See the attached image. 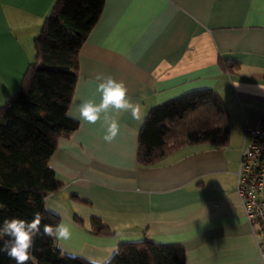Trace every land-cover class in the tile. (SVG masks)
Listing matches in <instances>:
<instances>
[{"label":"crops","instance_id":"1","mask_svg":"<svg viewBox=\"0 0 264 264\" xmlns=\"http://www.w3.org/2000/svg\"><path fill=\"white\" fill-rule=\"evenodd\" d=\"M54 3L0 0V107L19 90ZM77 73L67 112L81 99L99 102L95 77L103 73L124 82L144 119L157 106L211 90L228 115L229 136L225 145H185L143 166L136 154L144 119L125 113L109 144L103 119L70 117L78 128L49 161L62 187L43 201L71 228V239L56 242L61 253L105 264L119 244L147 239L180 244L184 264H263L236 172L245 131L264 112V0H105L79 49ZM92 218L109 234H94Z\"/></svg>","mask_w":264,"mask_h":264},{"label":"trees","instance_id":"2","mask_svg":"<svg viewBox=\"0 0 264 264\" xmlns=\"http://www.w3.org/2000/svg\"><path fill=\"white\" fill-rule=\"evenodd\" d=\"M105 0H55L33 41L34 57L19 90L0 107V220H31L42 214L44 224L59 218L44 208V199L62 187L49 161L62 138L78 122L66 115L78 78V53L96 24ZM229 70L231 65L222 62ZM228 115L211 90L193 92L151 109L137 138V161L152 166L185 145H225ZM80 203H86L77 199ZM92 232L107 235L101 222L91 219ZM27 264H93L66 256L53 239L36 237ZM180 244H157L144 239L121 243L105 264H184ZM0 264H16L0 252Z\"/></svg>","mask_w":264,"mask_h":264},{"label":"clouds","instance_id":"3","mask_svg":"<svg viewBox=\"0 0 264 264\" xmlns=\"http://www.w3.org/2000/svg\"><path fill=\"white\" fill-rule=\"evenodd\" d=\"M95 82L99 102L97 103L95 99H81L75 111H68L66 115L92 125L103 119L105 132L101 139L111 144L120 134L121 116L127 113L133 120L142 122L144 114L141 105L128 95L129 90L123 81L99 73L95 77ZM3 207L0 204V208ZM45 207L47 208V205ZM42 219V214L35 212L31 220L15 216L0 220V252L6 253L9 258L15 260L16 264H27L32 258L31 251L36 237L47 236L54 242L71 239L72 231L66 222L42 226Z\"/></svg>","mask_w":264,"mask_h":264},{"label":"built area","instance_id":"4","mask_svg":"<svg viewBox=\"0 0 264 264\" xmlns=\"http://www.w3.org/2000/svg\"><path fill=\"white\" fill-rule=\"evenodd\" d=\"M249 140L242 147L236 172V192L243 213L258 237L264 264V112L258 127L245 131Z\"/></svg>","mask_w":264,"mask_h":264}]
</instances>
